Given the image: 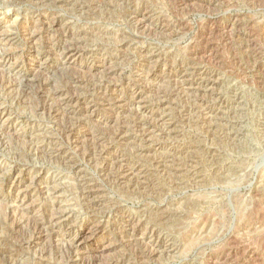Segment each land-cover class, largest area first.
Segmentation results:
<instances>
[{"label":"rangeland","instance_id":"374dc122","mask_svg":"<svg viewBox=\"0 0 264 264\" xmlns=\"http://www.w3.org/2000/svg\"><path fill=\"white\" fill-rule=\"evenodd\" d=\"M0 21L11 120L0 129V264H88L72 262L84 225L101 227L97 245L116 264H264V0H0ZM68 46L76 65L63 63ZM29 47L52 65L47 89L78 103L43 109L30 95L13 69ZM70 129L82 152L110 144L108 158L35 154L66 148ZM115 155L138 168L120 188L102 171ZM60 209L70 221L54 227ZM160 238L167 248L149 257Z\"/></svg>","mask_w":264,"mask_h":264},{"label":"bare ground","instance_id":"6f19581e","mask_svg":"<svg viewBox=\"0 0 264 264\" xmlns=\"http://www.w3.org/2000/svg\"><path fill=\"white\" fill-rule=\"evenodd\" d=\"M8 1V0H7ZM109 1V0H108ZM14 2V1H13ZM67 2V1H66ZM111 3V2H110ZM75 5V4H74ZM7 12V11H6ZM10 15V14H9ZM5 19V18H4ZM8 20V19H7ZM1 22V21H0ZM55 25L57 24V22L54 23ZM22 26V25H21ZM53 28V27H52ZM60 29V28H59ZM13 38V37H12ZM38 38V37H37ZM35 39V38H34ZM68 39V38H67ZM11 40V39H10ZM27 41V40H25ZM34 41V40H32ZM62 41V40H61ZM15 42V41H14ZM29 42H31V40H29ZM119 42V41H118ZM8 43V42H7ZM32 43V42H31ZM66 44V43H65ZM29 45V44H28ZM31 45V44H30ZM66 46V45H65ZM75 46V45H74ZM69 47V46H68ZM30 48V47H29ZM34 47H31L27 52H26V56L29 57L27 58L28 60L24 63L21 64H16V66H14L13 69L17 70L16 73L18 74V76L22 77L27 86L29 87V91H30V95L33 92L37 98L41 99L42 102V108L46 109L47 107L50 108L51 107V100H56V102L60 105V107L62 106H66L68 104H73L74 102L78 103L79 101H74L76 99L73 98H66L64 96V91H61V89H56L54 88V90H48L50 88H48L50 86L49 83H47L45 81L42 82L40 80L41 75L44 72H47L50 70L51 68V64H48L49 62H47V60H43V55L41 56V54L37 53L35 51V49H33ZM46 48V47H45ZM38 50V49H37ZM51 51V50H50ZM8 54V53H7ZM24 55V54H23ZM25 56V57H26ZM62 56V60L64 64H72V65H76V62L78 61L79 58V50L69 47L66 48L64 53L61 55ZM9 61V57L6 55H1L0 56V63H7ZM62 63V62H61ZM63 65V64H62ZM70 65V66H72ZM105 67V66H104ZM90 70V69H89ZM67 71V70H66ZM92 71V70H90ZM59 72V71H58ZM79 72V71H77ZM110 72V71H109ZM21 73V74H20ZM87 73V72H86ZM46 75V74H45ZM89 75V74H88ZM108 77V76H107ZM7 79V78H6ZM106 79V78H105ZM72 81V80H71ZM109 81V80H108ZM112 81V80H111ZM42 82V83H41ZM65 84V83H64ZM73 86V85H72ZM51 87V86H50ZM59 87V86H58ZM70 87V84H69ZM48 88V89H47ZM115 89V88H113ZM116 91V90H115ZM72 92V91H71ZM78 92V91H77ZM118 95V94H117ZM24 96V95H23ZM141 97V96H140ZM115 98V97H114ZM139 97H136V100ZM119 100V99H118ZM125 102V100H119V104H123ZM37 103V102H36ZM139 103V101H138ZM82 104V102H81ZM118 104V105H119ZM80 105V104H79ZM106 105V104H105ZM125 105V104H124ZM54 106V105H53ZM70 106V105H69ZM81 106V105H80ZM143 107V106H142ZM59 111V110H58ZM57 112V110H54V113ZM145 112V111H144ZM68 114V113H67ZM73 115H76V113H72ZM98 114V113H97ZM58 114L55 113L54 116H56ZM94 116V115H93ZM57 117V116H56ZM71 117V116H70ZM80 117V116H79ZM96 117V116H95ZM94 117V118H95ZM210 119V118H209ZM62 120V119H61ZM67 120V119H66ZM10 116L7 113V111L5 109H0V129H6L7 131L10 129ZM68 127V126H67ZM63 129V128H62ZM0 130V131H1ZM61 130V129H60ZM65 131V130H63ZM3 132V131H2ZM5 132V131H4ZM70 137H73V130L70 129L69 131H67ZM64 135V134H63ZM76 135V134H75ZM2 136V135H1ZM0 136V137H1ZM87 136V135H86ZM4 137V136H3ZM91 140V139H89ZM87 140V142L89 141ZM82 141V140H81ZM92 142V141H91ZM98 142V141H97ZM0 143L4 144V139L0 138ZM16 143V142H15ZM94 143V142H93ZM103 143V142H102ZM82 143L80 142V137L74 136L73 138L70 139L69 144L67 145L66 148H63L61 150L57 151H46L45 147L42 145H37L34 146V151L35 154L39 157V156H43V154H48L47 156H49L48 158H50L49 161L54 160L57 161L58 163L63 162V163H70L73 159L72 157V151L73 149H77L76 153H80L84 150V148L81 147V149H83L81 151L79 146ZM85 144V143H84ZM5 145V144H4ZM29 145V144H28ZM47 145V144H46ZM94 149L92 151H88V152H82V157L81 159H87L89 160L90 158H95V156H98L99 158H103V160H105V157L108 158L107 153L110 152V150L112 149L111 146L109 145H100V143H94ZM86 146V145H84ZM90 146V145H89ZM14 148V147H13ZM26 148V147H25ZM62 148V147H61ZM93 148V147H92ZM100 148L99 152L98 149ZM115 148V147H114ZM50 149V148H49ZM33 150V149H32ZM56 150V149H55ZM91 150V149H90ZM156 150V149H155ZM85 151V150H84ZM29 152V151H28ZM27 152V153H28ZM74 152V151H73ZM33 155V153H32ZM110 155V154H109ZM35 157V156H34ZM75 157V156H74ZM110 157V156H109ZM47 158V157H46ZM106 158V159H107ZM116 162L113 164H111V162H109L107 160V163L104 164L102 171L104 173H106L108 176L113 178V182L120 188L122 186H124L126 184V182L134 177L137 174L136 169L134 166H132L129 162L128 159L125 158H121L117 155L114 156ZM44 159V158H42ZM32 161V160H31ZM48 162V161H47ZM77 162V161H76ZM56 163V162H55ZM62 163V164H63ZM89 163V162H88ZM72 164V163H71ZM55 165V164H54ZM73 169H76V173L77 174H82L83 171L76 167L73 166ZM139 172V171H138ZM138 176V175H137ZM46 179V178H45ZM81 182L83 184L84 190H83V196L84 199H86L87 201H89L90 204H92L93 206H99V204L101 203V199L99 197H97V193H99L96 189L93 183H91V181L89 182L85 177H80ZM80 184V183H79ZM81 185V184H80ZM82 187V186H81ZM53 189V188H52ZM56 189V190H55ZM54 189V194L57 195L59 193L58 188L56 187ZM83 189V188H82ZM39 191V190H38ZM55 198V197H54ZM57 202L59 200V196H57ZM55 203V202H54ZM25 204L27 205L28 203L25 202ZM59 207V206H58ZM34 208V204H28L26 209L28 212H32ZM101 208V207H100ZM18 211V210H17ZM54 211V212H53ZM52 215H51V219H50V223L55 227L56 225H61V224H65L67 225L68 222L70 221V214L69 212H67L66 210H52ZM17 213V212H16ZM28 217V216H27ZM126 218V217H124ZM129 219V218H128ZM127 219L128 224L130 223V221ZM126 221V220H125ZM134 221V220H133ZM137 223V222H136ZM96 224V223H95ZM156 224V223H155ZM132 225V223H131ZM96 226V225H95ZM129 226V225H128ZM83 227V226H82ZM134 227V226H133ZM40 228V227H39ZM42 228V227H41ZM40 228V229H41ZM133 230V228H132ZM42 231V230H41ZM134 231H136V229H134ZM39 232V231H38ZM101 227L100 226H96L91 228L90 226L88 227L87 225L83 228H80L77 230V232H74L73 235H71L72 238V242H73V246H74V252L72 253V262L73 263H77L82 256H91V258L89 259L88 264H116L114 263V261L112 260H108L104 259V254L105 252L110 249L111 245L108 246H100L99 243L97 245V242L100 240L99 239V234L101 233ZM140 232V231H139ZM138 235V234H137ZM159 236V235H158ZM36 237V236H35ZM43 236V231L38 233V236L36 237V241L39 239H42ZM32 238V237H31ZM46 238V237H45ZM102 238V237H101ZM145 238V236H144ZM143 238L144 241H146ZM149 239V238H147ZM102 240V239H101ZM137 240V239H136ZM35 241V242H36ZM144 242H142L141 244H143ZM148 243V242H147ZM146 243V244H147ZM33 244V243H32ZM35 244V243H34ZM115 244V243H114ZM127 244V243H126ZM134 244V243H133ZM170 244V243H169ZM31 245V244H30ZM150 245V244H149ZM147 245V246H149ZM8 246V245H7ZM144 246V245H143ZM168 243L166 242L165 239L160 238L158 242H156L154 248L150 251L149 253V257H156L158 256L160 249L162 248H167ZM170 246V245H169ZM173 247V246H172ZM31 248V246L29 247ZM72 248V247H71ZM145 248V246H144ZM147 248V247H146ZM145 248V249H146ZM150 248V247H149ZM148 248V249H149ZM64 249V248H63ZM150 250V249H149ZM107 253V252H106ZM107 255V254H106ZM105 255V256H106ZM86 256V257H87ZM152 259V258H151ZM114 260V259H113ZM70 261V260H69ZM83 261V260H82ZM85 261V260H84ZM87 264V263H86Z\"/></svg>","mask_w":264,"mask_h":264}]
</instances>
